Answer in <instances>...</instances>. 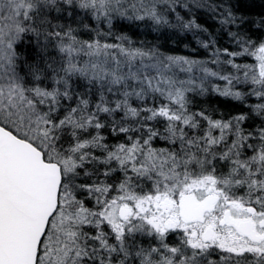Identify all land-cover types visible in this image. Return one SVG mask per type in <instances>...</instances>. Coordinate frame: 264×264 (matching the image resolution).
<instances>
[{
    "label": "snow or ice",
    "instance_id": "obj_1",
    "mask_svg": "<svg viewBox=\"0 0 264 264\" xmlns=\"http://www.w3.org/2000/svg\"><path fill=\"white\" fill-rule=\"evenodd\" d=\"M0 264H264V0H0Z\"/></svg>",
    "mask_w": 264,
    "mask_h": 264
}]
</instances>
